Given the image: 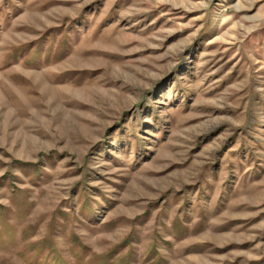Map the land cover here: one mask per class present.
Returning <instances> with one entry per match:
<instances>
[{
  "label": "rangeland",
  "instance_id": "374dc122",
  "mask_svg": "<svg viewBox=\"0 0 264 264\" xmlns=\"http://www.w3.org/2000/svg\"><path fill=\"white\" fill-rule=\"evenodd\" d=\"M0 264H264V0H0Z\"/></svg>",
  "mask_w": 264,
  "mask_h": 264
}]
</instances>
